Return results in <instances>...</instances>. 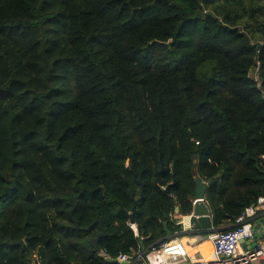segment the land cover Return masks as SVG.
Wrapping results in <instances>:
<instances>
[{
  "label": "trees",
  "instance_id": "trees-1",
  "mask_svg": "<svg viewBox=\"0 0 264 264\" xmlns=\"http://www.w3.org/2000/svg\"><path fill=\"white\" fill-rule=\"evenodd\" d=\"M196 177L215 227L264 197V0H0V264H119Z\"/></svg>",
  "mask_w": 264,
  "mask_h": 264
},
{
  "label": "built area",
  "instance_id": "built-area-1",
  "mask_svg": "<svg viewBox=\"0 0 264 264\" xmlns=\"http://www.w3.org/2000/svg\"><path fill=\"white\" fill-rule=\"evenodd\" d=\"M197 202L198 200H194L193 205ZM210 212L213 227L206 233L207 240L211 242L213 258H209L204 251L193 249L191 243L181 240V237L185 236L204 240L203 232H193L189 226L192 212L182 216L188 222L183 228L167 239L146 247L145 250L139 248L117 258H112L104 252L102 255L109 261L117 260L119 264H264V240L260 239L264 236V197L248 206L227 226L215 227L214 214L211 209ZM132 227L136 228L135 225Z\"/></svg>",
  "mask_w": 264,
  "mask_h": 264
},
{
  "label": "water",
  "instance_id": "water-1",
  "mask_svg": "<svg viewBox=\"0 0 264 264\" xmlns=\"http://www.w3.org/2000/svg\"><path fill=\"white\" fill-rule=\"evenodd\" d=\"M172 171L171 167H165L163 163H161V172L162 173H170ZM136 184L139 185L142 188L141 192V198L139 200H136L134 202L133 210L132 213L129 215V218L131 220V223L135 222V216L137 214V206L141 200L144 199V184L141 180L136 181ZM213 184V182H205L200 180L198 177L195 178V200H198V202L195 205H192V217L189 220V226L191 227V230L193 232H203L204 233V240L208 239L207 236V231L211 230L213 227V223L210 219V206L208 202H206V194L210 186ZM166 192H170V187L166 189ZM190 212V213H191ZM175 213L180 215V207L177 206L175 208ZM101 224V219L97 220ZM177 223L180 225V228H183L186 223H188L181 215L180 218L177 219ZM166 234L167 236L165 237L166 239L170 236H172V232L168 229V223L166 222L164 224ZM89 230V229H88ZM106 236V233L102 229V231L97 235V237L91 242V246L93 247V250L96 253L102 252L99 243L102 238ZM140 246L142 250L146 249V246L144 245L143 242H140ZM110 262L116 263L117 260H111ZM121 264H127V263H121Z\"/></svg>",
  "mask_w": 264,
  "mask_h": 264
},
{
  "label": "crops",
  "instance_id": "crops-1",
  "mask_svg": "<svg viewBox=\"0 0 264 264\" xmlns=\"http://www.w3.org/2000/svg\"><path fill=\"white\" fill-rule=\"evenodd\" d=\"M178 218H180V216L178 215V214H176L175 215V221H176V219H178ZM168 223V222H167ZM165 224V223H164ZM133 228V227H132ZM164 228H165V226H164ZM134 229V231H135V233H136V235L138 234V231H137V228H133ZM169 229V228H168ZM166 231V230H165ZM181 240H183V242H189V243H191L192 245V247H193V249H195V250H200V251H204V253H206L207 255H209V253L211 254V251L209 252V249L208 248H205L204 247V244H206V243H210L208 240H207V242H202V241H199V240H197V237H195L194 239H192L190 236H185V237H181ZM196 240L198 241V242H196ZM206 241V240H205ZM211 245V244H210ZM209 252V253H208Z\"/></svg>",
  "mask_w": 264,
  "mask_h": 264
},
{
  "label": "rangeland",
  "instance_id": "rangeland-1",
  "mask_svg": "<svg viewBox=\"0 0 264 264\" xmlns=\"http://www.w3.org/2000/svg\"><path fill=\"white\" fill-rule=\"evenodd\" d=\"M257 70L256 71H253L252 73H251V77H253V78H255V79H258V75H257ZM130 215V214H129ZM195 237H192V239H194ZM261 240H264V236H262L261 238H260ZM202 242H207V241H205V240H201ZM196 242H198L197 240H196ZM210 242V241H209ZM210 244H211V242H210ZM100 256H103L102 255V252H100V253H98Z\"/></svg>",
  "mask_w": 264,
  "mask_h": 264
},
{
  "label": "bare ground",
  "instance_id": "bare-ground-1",
  "mask_svg": "<svg viewBox=\"0 0 264 264\" xmlns=\"http://www.w3.org/2000/svg\"><path fill=\"white\" fill-rule=\"evenodd\" d=\"M204 247H205V248H208V249H209V252L212 250V249H211L212 246L210 245V243H206V244H204ZM191 252L193 253L194 250H192ZM209 252H208V253H209ZM205 254H206V253H205ZM208 257H209V258H213L212 253H211V254L209 253Z\"/></svg>",
  "mask_w": 264,
  "mask_h": 264
},
{
  "label": "clouds",
  "instance_id": "clouds-1",
  "mask_svg": "<svg viewBox=\"0 0 264 264\" xmlns=\"http://www.w3.org/2000/svg\"><path fill=\"white\" fill-rule=\"evenodd\" d=\"M180 216V215H179ZM181 216H183V215H181ZM176 221H177V219H176ZM178 224V223H177ZM179 225V224H178ZM136 226V225H135ZM180 226V225H179Z\"/></svg>",
  "mask_w": 264,
  "mask_h": 264
}]
</instances>
